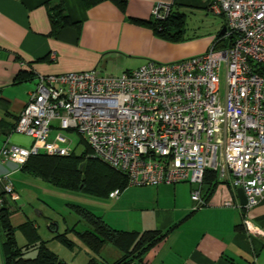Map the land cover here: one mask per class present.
Instances as JSON below:
<instances>
[{
    "label": "built area",
    "instance_id": "2783aa9c",
    "mask_svg": "<svg viewBox=\"0 0 264 264\" xmlns=\"http://www.w3.org/2000/svg\"><path fill=\"white\" fill-rule=\"evenodd\" d=\"M210 9L224 16L225 30L203 53L148 59L118 76L38 75L14 126L32 145L3 146L0 162L21 167L38 153L67 156L70 146L57 140L74 130L94 157L126 174L128 185H195L194 210L206 204L205 170L216 171L243 190L244 205H222L244 209L243 224L252 231L246 213L264 196V0H211ZM168 11V4L152 8L157 18ZM119 194L117 188L109 197ZM17 197L9 174H0V209Z\"/></svg>",
    "mask_w": 264,
    "mask_h": 264
},
{
    "label": "crops",
    "instance_id": "0c3cea01",
    "mask_svg": "<svg viewBox=\"0 0 264 264\" xmlns=\"http://www.w3.org/2000/svg\"><path fill=\"white\" fill-rule=\"evenodd\" d=\"M58 2L75 24L51 34L47 7ZM156 3L172 5L186 14V20L190 15L214 13L209 7L211 0H127L125 12L108 0L90 8L84 6V0H0V149L32 145V137L14 126L40 74L93 70L98 75L118 76L148 59L173 62L208 49L212 38L189 35L187 21V39L172 42L155 35L148 25L131 20L150 19ZM53 52L55 59L51 58ZM58 131L53 127V135ZM5 173L18 194L7 206L17 242V226L27 220L34 221L43 239H50L59 226L53 230L48 226L46 232L26 210L35 200L47 204L40 192L45 190L43 182L13 162H0V174ZM138 186L149 187L154 196L139 208L140 217L129 219L127 229L122 230L169 231L133 264H264V196L246 213L250 231L240 209L222 205L224 200L240 202L237 189L228 181H220L206 204L195 210L193 184ZM121 193L112 199L120 201ZM48 222L55 221L47 216ZM5 241L6 232L0 224V264ZM84 253L89 257L88 251Z\"/></svg>",
    "mask_w": 264,
    "mask_h": 264
},
{
    "label": "trees",
    "instance_id": "16d2710c",
    "mask_svg": "<svg viewBox=\"0 0 264 264\" xmlns=\"http://www.w3.org/2000/svg\"><path fill=\"white\" fill-rule=\"evenodd\" d=\"M101 1L103 0H84V6L90 8ZM108 1L125 12L127 0ZM47 8L51 22V34H56L66 25L75 24L69 19L61 2L49 5ZM219 15L223 17V27L225 26L224 16ZM131 20L148 25L153 33L160 38L172 42H181L187 39L186 14L173 9L172 5H169L168 14L164 18H157L151 13L150 19L131 18ZM222 36L223 33L219 34L218 32L212 43L217 40L220 42ZM84 142L86 143L85 139ZM20 168L29 175L55 187L66 190H80L100 198H108L109 193L117 188L121 193L129 186L126 174L94 157L88 145L86 151L80 155H76L74 150L67 156H54L45 153L30 155ZM219 182L216 171L212 169L205 170L203 185L208 186V190L203 196L205 202H207V198L213 193ZM68 205L85 221L88 228L77 230V223H75L63 231L54 230L50 239H43L34 225V221L27 220L17 226V230L25 238L24 244H19L15 238V227L10 223V210L8 207L0 209V224L6 232L3 264H68L67 261L50 249L48 243L51 240L58 241L70 250H73L78 242L82 243L89 253L85 264H133L134 261L142 260L143 255L162 241L169 231V229L165 231L157 229L142 231L118 229L110 226L101 216L86 207L76 204ZM241 212L243 218L245 210L243 209ZM49 227L53 230L56 224L53 226L51 223ZM71 233L74 234L75 239L69 236ZM105 244H111L120 252V256L112 262H107L102 258L101 260L98 259V255H100ZM32 251H34L33 255H29Z\"/></svg>",
    "mask_w": 264,
    "mask_h": 264
},
{
    "label": "rangeland",
    "instance_id": "374dc122",
    "mask_svg": "<svg viewBox=\"0 0 264 264\" xmlns=\"http://www.w3.org/2000/svg\"><path fill=\"white\" fill-rule=\"evenodd\" d=\"M204 16L205 14L188 16L186 20L187 33L194 36L195 39L208 37L209 39L212 38L213 41L222 27L223 17L216 13H207V16ZM223 78L224 74L222 73L221 79ZM57 142L69 145L70 150H74L76 155L83 154L87 147L82 136L74 130L61 132ZM41 181L45 186V190L40 192L43 193L42 196L44 197L42 198L47 204L43 205L39 200H35L31 205L27 206L26 210L38 220L40 227L46 232L49 231L47 227V216L54 219L55 223L53 226L57 224L60 231L71 227L75 223H77V230L88 228L85 221L68 204L86 207L101 216L110 226L118 229H127L126 222L129 219H138L141 212L139 208L144 207L154 196L148 189L149 187L147 189H141V186L129 185L120 195L123 198L117 202L116 199L100 198L80 190H66L55 187L43 180ZM142 214L146 215V213ZM73 235L71 233L69 236L74 238ZM17 239L19 244L25 243V239H23L19 231H17ZM78 245L73 250H70L55 240H51L48 243L50 249L67 261L68 264H84L88 259V256L84 253V250L87 252V248L82 243L78 242ZM33 253L34 251L30 252L29 255H33ZM119 256L120 252L117 249L111 244H105L100 255H98V259L101 260L102 258L107 262H112Z\"/></svg>",
    "mask_w": 264,
    "mask_h": 264
},
{
    "label": "water",
    "instance_id": "95a60500",
    "mask_svg": "<svg viewBox=\"0 0 264 264\" xmlns=\"http://www.w3.org/2000/svg\"><path fill=\"white\" fill-rule=\"evenodd\" d=\"M224 30H225V26H223V27L221 28V30L219 31V34L223 33ZM207 190H208V186H207V185H203V187H202V192H201L202 196L205 195V193L207 192ZM237 194H238V197H239V199H240V203H241L242 205H244V204L246 203V197H245V195H244L243 190H242L241 188H237ZM51 223L54 224L55 222H51ZM49 224H50V222L47 223V227L49 226ZM56 229H57V224H56Z\"/></svg>",
    "mask_w": 264,
    "mask_h": 264
}]
</instances>
